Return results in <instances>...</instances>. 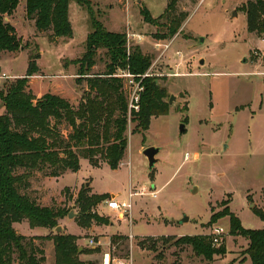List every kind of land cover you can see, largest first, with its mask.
<instances>
[{"label": "rangeland", "instance_id": "374dc122", "mask_svg": "<svg viewBox=\"0 0 264 264\" xmlns=\"http://www.w3.org/2000/svg\"><path fill=\"white\" fill-rule=\"evenodd\" d=\"M90 1L105 29L125 32L129 47L139 45L152 57L147 72L166 89V100L173 96V102L169 113L153 116L147 129L138 125L130 111L128 144L118 168L107 163L96 167L82 158L78 171L58 179L44 172L33 175L28 192L40 204L70 208L74 215L59 220L60 232L56 227H31L28 220L14 223L16 230L37 237V244L45 250L43 264H54V242L41 236L67 234L68 229L80 226L77 199L82 188L91 189L90 194L108 195L92 209L93 214L106 218L107 223L102 224L108 225L117 214L106 200H122L128 198L130 189L141 191L145 187L144 193L132 198L130 229L128 222L125 224L124 231L134 236L124 234L110 244L113 264H233L232 258H245L248 239L230 234V218L222 212L229 208L245 228L264 230V219L254 210H264V33L248 30L244 10L248 0H177V11L187 12V16L172 38L159 37L167 32L165 18L158 25L151 24L141 13L146 7L159 17L169 0ZM70 10L73 37L55 38L52 30L39 32L34 27V20L26 16L25 0H20L6 20L23 35L22 46L16 52L0 50V68L11 76L0 84V90H7L25 75L29 55L36 52H40L37 63L41 67L36 75L44 80L43 92L50 81L54 84L49 85L51 90L58 87L70 91L77 85L79 65L73 60L83 55L92 24L88 11L77 2L70 4ZM105 53V49L99 50L93 73L105 72ZM125 78L124 90L130 97L135 85ZM56 81H60L58 85L53 83ZM86 87L85 77L81 78V93ZM77 92L76 98L80 96ZM79 101L77 98L74 106ZM4 112L0 99V113ZM150 145L160 148V160L152 170L143 154V147ZM215 213L218 218L212 223ZM185 215L189 220L180 222ZM91 222L84 235H77L81 250L94 248L91 238L99 240L90 230L97 222ZM216 227L226 231V252L211 259L181 239L213 234ZM155 242V250L147 248ZM106 243L102 244L105 248ZM101 253L100 248L80 257L99 264ZM14 264L21 262L16 259Z\"/></svg>", "mask_w": 264, "mask_h": 264}, {"label": "trees", "instance_id": "16d2710c", "mask_svg": "<svg viewBox=\"0 0 264 264\" xmlns=\"http://www.w3.org/2000/svg\"><path fill=\"white\" fill-rule=\"evenodd\" d=\"M73 1L88 11L92 24L83 55L73 60L79 65L77 84L85 77L87 85L78 105L74 106L67 98L53 93L36 98L30 90L29 79L39 72L37 60L40 52L29 55L24 76L7 90H0L5 108V112L0 113V264H14L16 259L21 264H43L46 261L45 250L37 244V237L19 233L14 223L28 220L31 227L55 228L59 220L70 213V208L42 205L28 192L31 191L33 175L44 172L60 176L68 171H78L82 158L96 167L103 163L113 169L119 167L128 144L126 130L130 99L123 83L126 73L132 74L143 85L139 110H131L140 127L147 129L153 116L166 115L170 110L166 89L155 77H143L152 64V57L139 45L129 47L125 32L105 29L95 16L90 0H26V16L34 20L39 32L52 30L55 38H72L74 30L70 20V3ZM19 2L0 0L1 51L16 52L22 46L15 26L6 20ZM176 6L177 0H169L165 12L159 17H154L146 7L141 13L144 20L151 24L158 25L165 18L167 32L159 37L172 38L187 16V12H178ZM244 10L248 30L264 33V0H248ZM102 49L106 50V70L95 74L92 69ZM89 192L91 189L82 188L78 194L80 226L89 227L92 220L99 224L107 223L106 218L93 214L92 209L108 195ZM254 210L264 219V210ZM223 215L230 218L231 235L248 239L245 254L250 256L252 264H264V230L245 228L229 208L222 212ZM217 218L215 213L210 221L213 223ZM120 238L123 236H112V243ZM41 239L53 240L54 264H97L92 260H83L80 255L97 252L100 247L80 250V236L57 233L41 236ZM181 239L210 259L214 254L226 252L225 241L219 246L214 245L213 234H197ZM155 244L147 248L155 250Z\"/></svg>", "mask_w": 264, "mask_h": 264}, {"label": "crops", "instance_id": "0c3cea01", "mask_svg": "<svg viewBox=\"0 0 264 264\" xmlns=\"http://www.w3.org/2000/svg\"><path fill=\"white\" fill-rule=\"evenodd\" d=\"M25 8H26V0H25ZM11 17H12V15L8 16L7 19H10ZM27 31H28L27 34H29L30 33L29 30H27ZM111 31H117V32L119 31L120 32V30H111ZM88 33H87V35H88ZM19 36H20L21 39H23V37H22L23 35L20 34ZM40 68L41 67L39 66V70H40ZM39 76L40 75H36L35 74V76L32 75L30 77V79H29V88L33 92V94L36 96V98H41L46 93H53V94H58V95H61V96L65 97V98H67L72 103H76V99L77 98H79L81 100L82 95H83V92L81 93V91H83V90H81L79 88V85L78 84L77 85L76 84L75 85H72L74 87H72V89L70 91L68 89L66 90L64 88L62 90H60V88H58V87L55 88V89H54V87H52V90H51V88L49 87V85H54V84H52L51 81H50V83L48 82V84H47L48 86L44 89L45 91L43 92L42 85L44 83L43 82L44 80L40 79ZM75 77H78V75H76ZM60 81H56L57 83L56 82H53V83H55V84L58 85V82H60ZM77 91H79V95L80 96H78L76 98L75 95H77V93H78ZM144 149L145 148L143 147V150ZM60 176H62V175H60ZM60 176H53V177H55L56 179H58ZM93 192L96 193V194H103V192H95V191H93ZM112 196L113 197L114 196H117V193H112ZM112 211L117 214V217L116 218H113V220H112V222H110V224L107 225V224H99V223H97V224H94L90 228V230L92 231L93 234L99 235V240H96L97 241V245H93L92 247L100 246L101 251H102V253H101L102 255H103L104 252H106L107 250L110 249V244H112V240H111L112 236H115V235H123L124 236V234L134 236V234H132L130 232L127 233V232L124 231L126 229V226H125L126 222H128L129 229H130V222H131L130 221V215H123L122 217H120V215L118 214V212H116L114 210H112ZM115 219H117V220H115ZM35 228H41V227H35ZM68 232L71 233V234H75V235H84L86 233L85 232V227L78 226V225L73 226V228L68 229ZM41 234H44V233H41ZM41 234H30V235H41ZM105 240L107 242L106 243L107 244L106 245V248L104 246H102V244L104 243ZM102 255H101V262H102ZM101 262L99 264H101ZM230 262L233 263V264H242L243 262L244 263H247V264H252V260H251V258H250L249 255H246L245 258H241V259L232 258V260Z\"/></svg>", "mask_w": 264, "mask_h": 264}, {"label": "built area", "instance_id": "2783aa9c", "mask_svg": "<svg viewBox=\"0 0 264 264\" xmlns=\"http://www.w3.org/2000/svg\"><path fill=\"white\" fill-rule=\"evenodd\" d=\"M134 36H136L137 38H139V40L142 39L141 35H137L134 34ZM157 45H161L160 43H157ZM150 73H145L143 75V77L145 76H149ZM126 77L129 78L130 83L133 85H135V87L133 88V90L130 92V101H129V108L130 111L131 110H135L138 111L139 107H140V95L141 92L143 91V85L141 84V81L135 82V77L130 74V73H126L125 74ZM11 76L4 70H2L0 68V84H4L8 79H10ZM189 153L187 154L186 158H189ZM146 188L143 187L141 191H133L132 189H130L129 191V196L128 198H124L122 200H118L116 198H110L106 200L107 206L118 212V214L120 215V217H122L123 215H130L131 213V209H132V198L134 195L140 193H144V190ZM151 194L153 196H157L155 193L151 192ZM226 233V231L224 230V228L221 227H216L214 230V245L219 246L223 240H224V234ZM90 244L93 245H97V241L94 238H91L89 240ZM114 258L112 256L111 253V249L107 250L106 252L103 253L102 255V262L101 264H113L114 263Z\"/></svg>", "mask_w": 264, "mask_h": 264}, {"label": "water", "instance_id": "95a60500", "mask_svg": "<svg viewBox=\"0 0 264 264\" xmlns=\"http://www.w3.org/2000/svg\"><path fill=\"white\" fill-rule=\"evenodd\" d=\"M138 1H141V0H138ZM235 14H236V12H235ZM202 62H204V61L202 60ZM172 102H173V96H171V98L169 100V104H172ZM184 129H185L184 124H182L181 125V132H183ZM159 151H160V148L157 146H153V145L148 146L143 150V154L148 158L150 170H152L154 168L156 162H158V160H159V158L157 157V154L159 153ZM251 204H253V203H251ZM73 215H74V212L71 211L68 216L71 218V217H73ZM188 220H189V217L187 215H185L180 220V222H187ZM61 229H62L61 226L56 227V230L59 232ZM80 250H81V248H80Z\"/></svg>", "mask_w": 264, "mask_h": 264}]
</instances>
